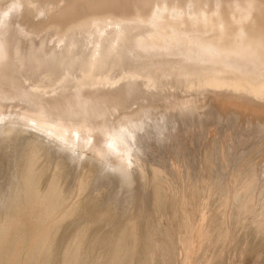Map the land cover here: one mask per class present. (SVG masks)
<instances>
[{"label": "bare ground", "instance_id": "6f19581e", "mask_svg": "<svg viewBox=\"0 0 264 264\" xmlns=\"http://www.w3.org/2000/svg\"><path fill=\"white\" fill-rule=\"evenodd\" d=\"M2 11L12 22L11 28L12 32L16 33L15 37H18L20 42L23 41L22 38L26 40V47L28 45L33 48L39 35L49 32H52V35L50 34L47 45H44L43 57L39 58L40 77L30 82L16 83L8 78H3L0 82V111L3 107L6 108L3 117L0 116V131L9 133V130L17 125L20 129H33L58 149L65 150L68 158L77 162L87 157L85 151L88 150L91 152L89 158L97 160L103 166H109L112 171L121 175L123 186H129L134 179L131 178L132 169L141 177H146L144 166L150 162H147L145 156L148 155L147 150L153 148V142L173 141V149H180L182 139L177 140L178 137L173 131L174 125L166 124L164 117L163 106L167 97L169 106L181 107L184 114L182 116L185 118L189 108L184 106L189 104L190 99H184L183 96L187 93L193 95L195 92H204L205 88H209L208 93H216L218 98L217 104L211 108L215 119L225 116L234 118L244 112L246 116L251 117V123H248L256 127L257 131L264 130V0H0V14H4ZM96 26L101 29L102 36L94 39ZM111 37H116V43L107 49L106 44ZM69 39L75 41L76 49L75 53L70 55V62H66L67 67L62 71L64 77L69 71L68 68L75 70L79 65L83 66V53L89 49L92 41L99 39L96 54L99 57L98 62H95L97 59L91 61L90 57L87 59V62L90 61L88 64L86 58L82 57L87 65L97 63L96 70L93 69L95 72L92 70L94 65L89 69L97 74L93 75L98 79L94 77V83L91 82L94 79H90V85L93 84L94 89L88 87L90 91L81 94V87L79 89L77 85L85 84L89 80L76 82L81 76L84 77L79 73L80 70L73 73L72 78L76 83H73L71 78L72 83L67 85V89L62 83L65 78L62 82L59 81L61 84L47 81L52 70L50 66L55 65L52 59L57 55L61 56L60 52L64 50ZM49 56L53 58L50 60ZM58 56L56 58L59 59ZM12 59L8 60L13 68L12 62L15 60ZM61 59L56 60V67ZM24 64L26 66H23V69L27 67V63ZM34 65L38 67L37 63ZM63 65L60 67H64ZM80 68L88 69L86 66ZM0 70L3 68L0 67ZM73 70L72 72H76ZM22 71L24 73V70ZM82 73L86 74L84 70ZM75 90L79 91L78 94ZM181 90L186 93H180ZM79 94H83V97H77ZM232 119L230 120L233 121ZM30 121L32 123H28ZM23 124H28V127ZM99 133L101 136L96 135ZM93 135L101 138L96 139L94 136V139ZM103 145L112 154L115 152V163L107 157L108 150H104L106 154H101ZM230 148L231 145L227 148L229 156ZM18 156L14 176L6 188L4 203L0 208V248L3 243L12 245L5 255L3 253L6 256V264H32L42 250L46 260H50L56 247L62 243L63 253H68L69 264H86L90 255L87 251L89 244L90 247L97 246L101 249L95 255L94 264H131L133 253L142 238L140 231L143 229L138 228L141 211L130 216L126 213L127 220L114 223V227L104 233H94V236H90L87 234L88 223L98 222L102 218L109 223L118 221L114 217V207L110 204L100 206L96 204L99 202L94 201L90 204L88 201L91 198L71 200L67 202L69 216L65 222L73 223L74 226L67 238L62 228L64 222L59 221L60 215L59 218L56 217L60 209L62 213L63 205L71 197V191L63 187L61 182L65 172L63 161L59 157L50 161L48 149H45L42 140L37 138H26ZM233 158L237 161L240 155ZM192 162L193 160L191 164ZM50 168L53 172L44 186L43 179ZM151 170L154 178L162 174L157 166H152ZM98 178L99 171L81 175L76 189L79 192L84 191L89 188L91 182L94 183V179L96 183ZM254 185L255 179L251 173L243 176V179L237 178L233 196L239 201V213H250L253 210L255 205L251 203V191ZM135 192L131 189L127 191L126 203L135 200L138 195ZM180 202L182 205L184 197H181ZM65 213L63 215H66ZM261 214L258 220L261 219ZM262 215L264 218V211ZM257 221L258 226L263 224V220ZM262 226L264 224L260 227ZM155 230L156 226L152 223L151 230L145 236L149 260H145L144 264H149L156 249L164 247L163 253L167 257L171 254L170 248L163 246L167 243H163L165 238H160L163 245L155 239L158 229L156 232ZM193 231L194 229L191 230V235L189 234L191 238ZM24 241L28 246L21 255L20 246L24 245ZM186 242L184 244L187 245ZM3 255L0 252V257ZM188 256L190 252L186 255Z\"/></svg>", "mask_w": 264, "mask_h": 264}, {"label": "rangeland", "instance_id": "374dc122", "mask_svg": "<svg viewBox=\"0 0 264 264\" xmlns=\"http://www.w3.org/2000/svg\"><path fill=\"white\" fill-rule=\"evenodd\" d=\"M6 15L7 14L5 13L0 14V35H1L0 36V65H1L0 67L3 68V70L0 71L7 75L0 72V82L3 80V78L4 79L8 78L16 83L23 81L30 82L32 79L36 80L38 77L41 76L40 75L41 70L39 67L40 66L39 58L41 59L43 57L44 45H47V43L49 42V39L51 37L50 34L52 35V32H49L46 35H39L37 41H35L33 48L32 47L30 48L28 45L26 47L27 43L24 38H22L23 41L20 42V39L18 37H15L16 33H13L11 28L12 22L8 20ZM94 30H96L94 34V39L102 36V31L98 26H96ZM98 40L92 41L89 49L85 51V53H83L85 54V57L84 55L82 57H84V59L86 58L85 59L86 62L87 59L89 60L90 57H91L90 58L91 61L94 62L97 59L95 62H98L99 57L96 55L97 48L99 45ZM115 43H116V37H111L106 44L107 49ZM28 44L31 45L32 43H28ZM13 49L15 50L13 51ZM75 49H76L75 41L69 39L64 50L60 52L61 56H63V59H61L60 55L59 56L57 55L58 57H60L59 59L56 58L57 56H55L56 59L53 58L52 56H49L50 60L53 58L52 61H55L54 62L55 65L53 66V64H51L52 66L50 67H52L51 68L52 70H50L49 68L50 74L47 77V81L50 83L52 82L59 84L65 78L62 83L64 87H66L65 89H67L68 88L67 85L70 86L72 82L73 83L75 82L73 81L72 78L74 74L78 73V71L80 70L79 73L84 77L81 76V79L79 78L80 80L79 81L77 80L76 82L82 83L86 81L83 79L89 80V82L86 81L85 84L83 83L84 85L81 84L82 86H84L83 87L84 91H82L83 88L80 84L77 85L79 86L78 88L80 89L81 87L82 90L80 89L79 90L80 92L76 90L75 91L77 92V94L78 92L81 94L82 92H87L90 88H92L93 84L90 85V81L92 80V78L94 79L95 77L94 75H97L96 73L94 74L96 70L95 65L97 63H95V65L94 64L87 65L86 62L83 61L84 59L81 57V61H82L81 63L83 66L79 65V67H77L75 70L68 68L69 73L67 72L66 77L62 76L63 74L62 71L63 69H65V67H67L66 65L68 64V63L66 64V62H70V59H72V56L70 57V55H73L75 53L74 52ZM12 52L15 54V55L13 54L15 58L13 57ZM23 55L25 56L24 58ZM86 55H88L89 57L88 56L86 57ZM11 57H13V59ZM29 57L31 62L29 60ZM65 58L69 60L66 61ZM8 59L9 60L12 59V61L15 60L12 62L13 68L11 67L12 64L11 62H9ZM60 59L61 61L58 63L60 65L64 64L63 65L64 67L62 66L60 67V65L57 63L58 64L57 65L58 69H57L56 60L59 61ZM16 61L27 63V67L23 69V66L26 65L25 64L23 65V63L19 64V62ZM6 62H8L9 64H6ZM14 62L16 63L17 66L14 65L15 64ZM31 63L32 65H30ZM36 63L38 67L34 65ZM87 63L90 64V61H88ZM2 64H4L5 66H3ZM7 65L9 66L10 70H7L9 69L7 68ZM28 65L29 67L31 66L30 69ZM84 66L88 67V69L80 68V67L83 68ZM89 67H91L92 70L95 69L93 70L94 72L91 70V68L89 69ZM26 68H28V70ZM33 68H35L36 70ZM54 68H56V70ZM22 70H24V73ZM72 70L76 72H72ZM83 70L84 73H86V71L88 72L84 75L82 73ZM10 71L12 74L10 73ZM91 74L94 75L92 76ZM71 78H72V82H71ZM69 79L70 82H68ZM95 79L96 80L98 79L97 76L95 77ZM95 79L91 82L94 83ZM169 85L171 86L172 84ZM208 89L205 88L204 92H199V93L195 92L193 95L191 94L189 95L187 93L186 96H183V98L185 97L184 99L187 98L190 99L189 104L184 106L186 108H189V112H190V113L188 112V114L185 116L186 120L184 116H182L184 114L182 112L181 107L179 106L171 107V105L169 106V102H168L169 97L165 99L163 109H164V117L166 120V124L170 125L169 123H172L174 125L173 131L175 135H177L176 137H178L177 140L179 141V138L182 139L181 140L182 143L179 147L180 149L176 151L173 149L174 147L173 145L175 143L173 141H167L165 143L164 141L162 143L153 142L152 145L153 148H149L147 150L148 155L145 156L146 159H148L147 162H150V163H145L144 166L146 177L145 178L141 177L140 175L137 174L135 169H132L133 173L131 174V178L132 179L134 178L133 180L135 182H133L132 180L129 186H123V183L121 181V175L119 173L112 171V169L109 168V166H103V164L98 163L97 160L89 158L91 152L88 150L85 151L87 157H83L79 162H77L75 159L68 158L67 156L68 153L65 150L58 149L52 142L48 141L47 139H44L41 136V134L36 133L33 129L30 128L20 129L19 126L17 125V126H13L12 130H9V133L8 131L5 133L4 130H1L0 131V187H1L0 208L4 203V199H5L4 193L6 191V188L14 176L16 163L19 158L18 152L20 150V147L24 145V141L26 140V138H37L39 140H42L44 144V148L48 149L50 161L54 160V158L56 157H59L65 165V172L63 178L61 179V182L63 187L71 191V197H69L70 199H68L65 202L67 206L65 204H64L65 206L63 205L64 208L66 207L68 208L67 202L69 201L71 202V200H76V199L89 200V198H91V200L88 201L90 204H92V202L94 201V202H99L96 204L100 206L110 204L111 206L114 207L113 211L116 213V216L114 217L118 221L117 222L113 221L109 223V221H107L105 218H102L98 222H92V223L87 222L88 223L87 234H89L90 236H94L95 234L104 233L112 229L114 227V223L125 221V219L127 220L128 215L129 216L135 215L140 211L142 212L138 220L139 230L143 229L142 232L140 231L142 238L139 241L138 244L139 247H137L136 251L133 253L134 255L132 257L131 264H144L145 260L146 262L149 260L148 258L149 256L147 255L148 252L146 251V247H145L146 245L145 236L147 232L151 230L152 223L153 226L154 225L156 226L155 232L157 231V229L159 232L162 231V233L160 232L161 234L160 236L158 235L159 232L157 231L156 238H155V234H153L154 235L153 238H155L158 242H160L159 244L161 245L167 242L166 245L163 246H168V248H170L169 251H171V254L169 253L168 254L169 256L167 257L166 254L163 253L165 251L164 247H162L161 249H156V252L158 254L154 251L153 253L154 258L152 257V260L149 261V264H155L156 259H157L156 260L157 264H207V263L208 264H216V263L217 264L220 263L221 264H264V245H262V243L264 244V226L260 227L261 225L264 224V218L262 215L264 211L263 209L264 208V130L257 131L258 129H256V127H253V125L250 124L251 117L246 116L244 112L236 115V117L234 118L231 116L230 117L225 116L222 117L221 119H215L211 108L217 104L218 101L216 100H218V98L216 93L209 94ZM184 92H185L184 90L180 91V93H184ZM77 94L75 93V95ZM80 94L77 97L80 96L82 98L83 94L82 96ZM3 108L1 109L2 112L0 111L1 112L0 116L4 115L6 108L5 107ZM179 110L181 111V114ZM172 114L174 115L172 116ZM230 119H232L233 121H231ZM28 123H32V122L30 121ZM185 123H187V125ZM227 123H229L228 126ZM23 126L28 127V124H23ZM92 133L95 134V132ZM96 135L101 136L100 133ZM96 135H93L94 139L95 137H97ZM179 135L182 137H180ZM99 136L96 139L101 138ZM79 141L81 143L84 142L83 140H79ZM229 145H231V148L229 150L230 156L228 155V150H227ZM103 146L104 148H102L103 151H101V154L105 153L104 150L105 151L108 150L107 154L106 153L105 154L115 163L116 161L115 152L113 151L114 152L113 154H115L113 156L112 152L108 148L106 149L105 145ZM109 151L111 152L110 154L108 153ZM108 154L111 157L108 156ZM236 154L240 155V159L237 161H235L233 158L237 156ZM160 157L163 158L161 159ZM192 160L193 162L191 164ZM152 166L153 167L157 166L159 169H161L160 173L162 174L154 178L153 172L151 170ZM93 170L99 171V178L96 180V183L94 179L93 180L94 183L91 182L89 188L79 192L76 189L77 184L79 182L78 178L81 175L92 174L94 172ZM101 171H103L102 172L103 174L101 173ZM52 172H53L52 168L47 170V173L43 179V185L45 184L47 178ZM248 173L254 175V179H255V185L252 187V191H251V196H252L251 203L253 204V206L254 205L255 206L254 207L252 206L253 210L250 211V213L249 212L239 213L237 210V204H239V201L235 198V196H233L235 191L234 188L237 187L235 186V183L237 178L243 179V176H246V174ZM219 174L221 175V177H219ZM114 176L116 179L114 178ZM66 179L67 181H65ZM104 180H106L107 182ZM209 185L210 187L208 188ZM129 189H131L133 193L137 189L136 190L137 192L135 193H137L138 195L136 196L137 198L135 197V200H133L130 203H126L125 196L127 195V191ZM210 195L213 196L211 197ZM142 196L144 197L145 201H143ZM181 197H184V202L182 205L180 202ZM256 199L257 201H254ZM161 204L164 205V208H162L163 205L161 207ZM205 204L206 206H204ZM147 206L149 208H146ZM128 207H130L131 210H128L130 209ZM64 208H62V213H61V209L59 210L60 213L58 211L59 214L57 213L56 217L59 218L60 215L61 219H59V221L61 220L60 222H64L62 228L65 231L64 234H67V238H68V234H70V231L73 229L74 224L73 223L69 224L68 221L65 222V220L68 218L69 215L67 213V208L66 209ZM159 209L161 210L159 211ZM153 210H157L158 212ZM64 213L67 216L63 215ZM260 214H261L260 218L261 219L263 218L262 219L263 224H260L258 226V223H256V221L259 219ZM149 219L151 220L148 221ZM261 219L258 221L262 222ZM86 221L87 219L85 220V222ZM149 222H151V224ZM157 225L159 226V228ZM193 229H194L192 236L193 238H191L190 233L191 230ZM187 236L189 239L191 238L192 240L191 239L190 241L187 240L188 239ZM160 238L163 239L165 238L166 240L164 239L162 243V241H160ZM24 242H25L23 243L24 245L21 244L23 246H20L21 255H23L25 251L24 248L28 246L26 241ZM142 242L145 244H143ZM185 242L187 243V245L184 244ZM74 243L75 242H73V244ZM7 246L8 245H6V243L5 244L3 243L2 247L0 248L1 250L0 252L2 255L3 253L5 255L6 252L10 250L12 247V245L8 246V248ZM63 247H64L63 243L60 244L58 247H56L53 253L54 254L53 258H51L50 260H46L44 255L45 252L43 250L40 251L37 257L35 258V261H33L32 264H62V263L69 264L70 261L67 260L68 253L65 254L63 253ZM100 250L101 249H98L97 246L90 247L89 244L87 251L89 252L90 255L88 258V262L86 264H94L95 255H97L100 252ZM159 250L162 251L160 252ZM189 252H190V256L186 257V255ZM139 253L141 256H139ZM4 255L0 257V264H6V256ZM3 260L4 262L1 263Z\"/></svg>", "mask_w": 264, "mask_h": 264}]
</instances>
